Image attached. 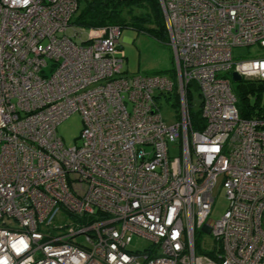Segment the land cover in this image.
<instances>
[{
	"label": "built area",
	"instance_id": "obj_1",
	"mask_svg": "<svg viewBox=\"0 0 264 264\" xmlns=\"http://www.w3.org/2000/svg\"><path fill=\"white\" fill-rule=\"evenodd\" d=\"M159 2L175 80L123 76L120 28H77V0H0V264H264V105L241 117L230 82L264 81V50L233 57L264 48V0ZM74 112L66 147L56 128Z\"/></svg>",
	"mask_w": 264,
	"mask_h": 264
},
{
	"label": "rangeland",
	"instance_id": "obj_2",
	"mask_svg": "<svg viewBox=\"0 0 264 264\" xmlns=\"http://www.w3.org/2000/svg\"><path fill=\"white\" fill-rule=\"evenodd\" d=\"M83 7L80 3L78 11ZM119 42L124 53L122 61V75L131 78L134 75H164L171 80L176 78V64L172 48L164 36H152L142 34L138 31L124 27L120 29ZM264 48L258 44L249 46H236L233 48V57L235 60H242L253 56H258ZM231 87L235 91L239 82L230 78ZM176 86V84H175ZM191 98L193 110H198L200 99L198 90L191 86ZM254 96H250V102H253ZM156 105L162 116L163 121L168 124H174L178 121V111L174 105L173 96L157 95ZM260 105H264V90L259 95ZM83 126L82 118L78 112H74L64 119L56 128L57 134L62 139L66 147H71L80 142V132ZM174 153V152H172ZM227 199L224 189L220 184L214 190V200L209 214V219L218 220L227 208ZM207 245L213 244V239L207 233H203ZM150 244V241L140 237L133 236L129 249L143 250ZM200 244L197 240V245Z\"/></svg>",
	"mask_w": 264,
	"mask_h": 264
},
{
	"label": "trees",
	"instance_id": "obj_3",
	"mask_svg": "<svg viewBox=\"0 0 264 264\" xmlns=\"http://www.w3.org/2000/svg\"><path fill=\"white\" fill-rule=\"evenodd\" d=\"M81 2L83 7L78 11ZM71 23L83 29L129 27L142 34L152 36L158 34L167 39L159 0H77V10L71 18ZM262 90H264V81L242 80L237 84L233 92L241 117H249L260 108L259 95ZM250 96H254L253 102H250ZM189 109L192 126L202 127L203 120L199 110H193L192 104ZM196 248L198 252L204 251L198 246Z\"/></svg>",
	"mask_w": 264,
	"mask_h": 264
},
{
	"label": "water",
	"instance_id": "obj_4",
	"mask_svg": "<svg viewBox=\"0 0 264 264\" xmlns=\"http://www.w3.org/2000/svg\"><path fill=\"white\" fill-rule=\"evenodd\" d=\"M231 79L235 82H240L241 81V78L240 76L236 73V72H232L231 74Z\"/></svg>",
	"mask_w": 264,
	"mask_h": 264
}]
</instances>
